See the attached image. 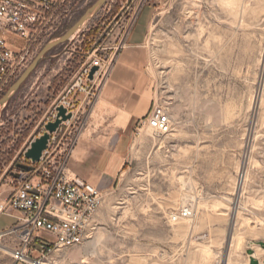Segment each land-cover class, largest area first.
<instances>
[{
    "label": "rangeland",
    "instance_id": "obj_1",
    "mask_svg": "<svg viewBox=\"0 0 264 264\" xmlns=\"http://www.w3.org/2000/svg\"><path fill=\"white\" fill-rule=\"evenodd\" d=\"M95 1L67 0L51 32L29 49L21 73ZM139 13L136 28L149 17L146 37L128 46ZM6 40L25 42L12 33ZM41 74L40 90L56 74L50 85L73 91L59 99L69 103L71 117L53 132L66 157L88 117L100 126L94 133L115 136L109 110L103 105L94 113L101 89L112 85L119 97H130L128 106L119 99V113L142 116L129 129L124 171L112 189L98 187L103 202L95 232L80 246L55 251L47 264H247L246 247L264 242V0H106L69 40L44 54L0 109V187H12L17 164L26 162L15 130L29 132L36 119L19 123L13 114ZM132 74L142 78L138 89L125 81ZM154 104L170 120L159 135L140 125ZM45 110L48 121L56 115L55 108ZM188 205L191 217L172 220ZM11 220L0 215V230ZM16 242L6 235L0 246L10 250ZM0 263L15 264L4 248Z\"/></svg>",
    "mask_w": 264,
    "mask_h": 264
},
{
    "label": "built area",
    "instance_id": "obj_2",
    "mask_svg": "<svg viewBox=\"0 0 264 264\" xmlns=\"http://www.w3.org/2000/svg\"><path fill=\"white\" fill-rule=\"evenodd\" d=\"M66 2L0 0V97L25 67L29 49L51 32L53 18ZM10 33L23 38L24 44H10L6 40ZM62 100L60 104L69 109V103ZM52 117L51 120L55 114ZM140 125L159 135L169 131L170 120L165 110L154 104ZM53 134L40 160L29 163L31 169L26 177L11 181L13 186L0 203V215L14 218L12 226L0 231V242L6 235L16 237V244L9 250L15 264H47L55 251L84 244L96 229L94 216L103 202V192L90 182L66 176L64 151L52 163L59 147ZM18 173L24 174L22 170ZM191 215L192 209L187 208L173 215L172 220ZM257 264H264V257L258 258Z\"/></svg>",
    "mask_w": 264,
    "mask_h": 264
},
{
    "label": "crops",
    "instance_id": "obj_3",
    "mask_svg": "<svg viewBox=\"0 0 264 264\" xmlns=\"http://www.w3.org/2000/svg\"><path fill=\"white\" fill-rule=\"evenodd\" d=\"M139 13L134 21L131 29L125 37V43L128 46H138L140 45L147 33L149 20L148 16L145 21L136 28L139 18ZM59 75H51L48 77L45 89L40 90L37 81L39 78H44V76L38 75L35 79V88L27 91L19 98V109L18 112L13 114L17 117V122L29 124L34 119H36V124L31 128V130L25 133L23 128L15 130L21 138V147L19 153L22 154L24 150L29 146L30 142L37 136L41 135L44 131V123L48 120L44 119L43 112H40L43 108L46 111L54 109L60 104L62 97L65 99L72 94V90H67V92L55 90L50 82L55 81L56 77ZM127 83H131L134 88H140L142 85L141 76L132 74L128 77ZM112 85H109L106 90L101 89L97 100L93 106L94 113H100L102 111L103 105L109 110L111 129L115 130L114 137H106L101 133H94L96 129H100V126H96L95 122L88 117L85 122V127L81 131L77 145L73 148L71 153L68 155L65 164V174L69 179H81L90 182L102 191H108L112 189L119 179V176L124 171L127 163V152L130 140V127L132 123H137L138 119L142 116H136L131 112L123 111L119 113L118 102L119 99L125 98V103L128 106V95L124 94L119 97L114 91L111 90ZM74 89V88H73ZM62 94V95H61ZM85 95L80 93L77 95V100L83 102ZM44 112V113H45ZM20 118V119H18ZM35 121V120H34ZM28 126V125H27ZM43 126V127H42ZM63 126V125H61ZM61 126L58 130H60ZM65 126V125H64ZM28 128V127H26ZM62 143L61 145H64ZM64 149L59 146L57 151L53 155L52 163H55L58 158L62 155ZM18 154V153H17ZM10 185L4 184L0 187V203L6 199L10 189ZM6 216L14 219L12 216L5 214ZM14 221L7 223L4 229L12 226ZM264 242H257L248 245L245 249L247 256V264H252L254 261L257 262L258 258L264 257Z\"/></svg>",
    "mask_w": 264,
    "mask_h": 264
},
{
    "label": "water",
    "instance_id": "obj_4",
    "mask_svg": "<svg viewBox=\"0 0 264 264\" xmlns=\"http://www.w3.org/2000/svg\"><path fill=\"white\" fill-rule=\"evenodd\" d=\"M106 2V0H96L92 6L75 22L64 34L58 38L47 42L37 55L32 59L29 65L23 70V72L17 77V79L10 85L7 91L0 97V103H5L11 98V96L18 90L21 84L26 80L30 73L35 69L37 64L43 58L44 54L51 48L62 44L69 40L73 34H75L81 26ZM97 66H93L89 73V78H92L93 73L97 70ZM2 106V107H3ZM56 115L53 120H49L44 124V131L41 135L35 137L29 144V146L23 152V156L31 162H38L41 158L42 152L46 149L50 134L55 132L63 121H66L71 117V112L67 110L63 105H57L55 107ZM31 169V168H30ZM20 176H15L21 178ZM27 175H24L26 177ZM23 177V178H24Z\"/></svg>",
    "mask_w": 264,
    "mask_h": 264
},
{
    "label": "trees",
    "instance_id": "obj_5",
    "mask_svg": "<svg viewBox=\"0 0 264 264\" xmlns=\"http://www.w3.org/2000/svg\"><path fill=\"white\" fill-rule=\"evenodd\" d=\"M29 163H30V161L28 159H26V162L17 164V166L24 172V174L21 175V178H23L24 175H28V172L31 168ZM15 176L18 177L20 175H19V173H15Z\"/></svg>",
    "mask_w": 264,
    "mask_h": 264
},
{
    "label": "bare ground",
    "instance_id": "obj_6",
    "mask_svg": "<svg viewBox=\"0 0 264 264\" xmlns=\"http://www.w3.org/2000/svg\"><path fill=\"white\" fill-rule=\"evenodd\" d=\"M94 64H98V61L95 60V61H94ZM2 106H3V103H0V109L2 108ZM234 204H235V203H234ZM187 208H191V209L193 210V206H191V205H188V206L186 207V209H187ZM192 215H193V214H192ZM192 215H191V216H192ZM171 216H172V215H171ZM191 216H190V217H191ZM235 216H236V215H235ZM187 218H188V217H187ZM0 248H4V249L6 250V252L9 253V250H8L7 248L2 247V246H0Z\"/></svg>",
    "mask_w": 264,
    "mask_h": 264
}]
</instances>
